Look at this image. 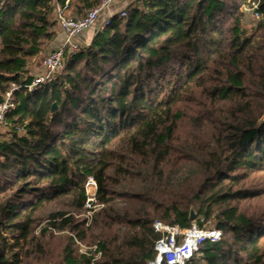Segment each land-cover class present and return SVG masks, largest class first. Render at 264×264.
<instances>
[{
  "label": "trees",
  "instance_id": "trees-1",
  "mask_svg": "<svg viewBox=\"0 0 264 264\" xmlns=\"http://www.w3.org/2000/svg\"><path fill=\"white\" fill-rule=\"evenodd\" d=\"M249 1L134 0L52 82L15 91L0 131V264H90L76 241L97 245L98 264H147L153 221L189 227L190 209L221 236L185 264H264V0L247 29ZM100 2L6 0L0 100L30 80L57 5L75 18ZM90 175L103 205L88 223Z\"/></svg>",
  "mask_w": 264,
  "mask_h": 264
},
{
  "label": "built area",
  "instance_id": "built-area-1",
  "mask_svg": "<svg viewBox=\"0 0 264 264\" xmlns=\"http://www.w3.org/2000/svg\"><path fill=\"white\" fill-rule=\"evenodd\" d=\"M6 0H0V9ZM115 0H101L100 3L85 9L84 13L78 17L71 18L64 15L63 8L56 7L58 19V29L63 35L62 42L55 48L49 50L42 59V69L34 73L30 80L25 83L11 81L2 94L0 100V128L7 127L10 123L7 120V113L16 104L15 91L25 88L27 91L40 88L52 82L64 68L65 56L68 53L79 51L86 44L78 39V36L96 24L99 13L108 8ZM257 1H249L242 9L249 10L258 20L260 14L257 12ZM121 15L125 11L121 10ZM112 16L105 18L100 28L109 24ZM11 135L7 133L6 137ZM84 212L81 213L87 218L88 223L94 210L102 207V203L97 202V182L93 176H88L84 183ZM153 229L159 234L153 243L155 255L147 261V264H185L195 254L199 253V245L205 240L216 241L221 236V230L211 225L210 227L199 226L196 222L189 227H180L178 224H169L161 220H154ZM79 251L90 258V264H98L101 258V251L96 244H86L76 241Z\"/></svg>",
  "mask_w": 264,
  "mask_h": 264
},
{
  "label": "crops",
  "instance_id": "crops-1",
  "mask_svg": "<svg viewBox=\"0 0 264 264\" xmlns=\"http://www.w3.org/2000/svg\"><path fill=\"white\" fill-rule=\"evenodd\" d=\"M134 0H115L108 8L103 9L97 18L96 24L91 27L90 29L82 32L78 39L83 42L84 44H88L91 41L92 36L94 35L95 31L100 27L101 22L107 18L108 16H113L121 9H123L127 4L132 3ZM63 40V35L57 29L56 36L54 39L47 44L45 49L35 58H33L27 66V75L32 76L34 73L38 72L42 69V59L45 53L55 47H57Z\"/></svg>",
  "mask_w": 264,
  "mask_h": 264
},
{
  "label": "rangeland",
  "instance_id": "rangeland-1",
  "mask_svg": "<svg viewBox=\"0 0 264 264\" xmlns=\"http://www.w3.org/2000/svg\"><path fill=\"white\" fill-rule=\"evenodd\" d=\"M245 12H244V18H243V25H244V27L245 28H247V29H249L250 28V26H252L253 24H255V22L257 21V19L254 17V14L251 12V11H249V10H244ZM58 29V28H57ZM48 52V51H47ZM46 52V53H47ZM45 53V54H46ZM6 130V128H4V127H2V128H0V131H5ZM5 133V132H4ZM3 133V134H4ZM6 135H7V132H6V134L5 135H3L4 137H6ZM186 174V169L185 168H183V169H181V170H179L174 176V183H178V182H180L181 181V179L183 178V176ZM255 176V179H257V180H260V179H263V177H264V175H262V173H258L257 175H254ZM122 186H123V189L124 188H128V185H126V184H122ZM116 188H118V187H116ZM138 189V188H137ZM116 203H117V206H120V207H122L123 205H124V203H123V201H121V199L120 198H118V199H116ZM82 213H85V212H82ZM193 221V223H195V221H194V219L192 220Z\"/></svg>",
  "mask_w": 264,
  "mask_h": 264
},
{
  "label": "water",
  "instance_id": "water-1",
  "mask_svg": "<svg viewBox=\"0 0 264 264\" xmlns=\"http://www.w3.org/2000/svg\"><path fill=\"white\" fill-rule=\"evenodd\" d=\"M54 108H55V104H53V109ZM189 219L190 220L195 219V213H194L193 209H190Z\"/></svg>",
  "mask_w": 264,
  "mask_h": 264
}]
</instances>
